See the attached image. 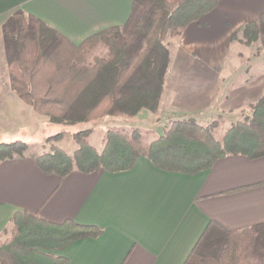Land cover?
I'll return each mask as SVG.
<instances>
[{"label": "crops", "instance_id": "obj_1", "mask_svg": "<svg viewBox=\"0 0 264 264\" xmlns=\"http://www.w3.org/2000/svg\"><path fill=\"white\" fill-rule=\"evenodd\" d=\"M132 6L133 0H0V121L14 120L26 109L10 88L2 35L15 11L40 19L79 45L125 25ZM263 12L264 0H220L181 36L169 38L159 107L142 110L128 122L143 131L137 123L165 122L166 128L184 118L201 125L219 121L215 136L225 122L217 137L221 141L227 128L264 97V73L250 67L255 55L232 38ZM39 156L31 150L0 163V235L11 231L19 212L50 223L98 228L97 237L53 252L68 264H184L211 222L230 231L264 224V157L229 154L209 170L190 175L162 170L140 156L126 171L75 170L61 178L45 174Z\"/></svg>", "mask_w": 264, "mask_h": 264}, {"label": "trees", "instance_id": "obj_2", "mask_svg": "<svg viewBox=\"0 0 264 264\" xmlns=\"http://www.w3.org/2000/svg\"><path fill=\"white\" fill-rule=\"evenodd\" d=\"M219 1L133 0L125 25L100 31L79 45L17 10L2 27L10 88L55 125L156 112L169 64L165 40L181 36ZM263 33L264 12L241 31L246 44L257 42ZM99 44L108 47V54L88 62L90 51ZM217 126L216 121L203 126L193 118L172 121L149 144L143 142L140 129L111 130L101 152L89 143L88 129L75 132L78 148L72 155L52 146V151L37 157V163L45 174L63 178L75 170L85 174L100 169L126 171L142 156L162 170L193 175L229 154L264 157V97L243 120L231 125L221 141L214 135ZM25 149L22 141L1 143L0 163L24 157ZM11 223V231L0 235V264H68V259L53 252L101 232L73 221L46 222L27 212L16 213ZM184 264H264V224L230 231L211 222Z\"/></svg>", "mask_w": 264, "mask_h": 264}, {"label": "rangeland", "instance_id": "obj_3", "mask_svg": "<svg viewBox=\"0 0 264 264\" xmlns=\"http://www.w3.org/2000/svg\"><path fill=\"white\" fill-rule=\"evenodd\" d=\"M236 35V38H233V40L240 41L243 47L245 46V50L249 51L248 55H250V50H252L253 54L255 55L251 58V70L254 68V66H256L259 74L264 73V33L261 34L257 42L252 44H246V40L244 39L242 34ZM169 38L176 37H168L165 40V44L169 42ZM108 51L109 49L107 46L99 44V46L95 47L93 50L90 51L88 62H93L96 58L106 56L108 54ZM246 56H244V60H246ZM25 104L26 109L20 112L19 117H14V120L10 119L0 121V144L22 141L26 144L25 154H28V152H31V150H33L38 151L41 155L52 151V148L55 146L63 149L68 154L72 155L78 148V143L75 140V132H84L88 129L91 130L89 143L93 145L99 152H101L104 148V139L108 131L120 130L125 133H133L135 129L134 127H136L134 124L128 122L129 118L122 119V117H106L98 121L83 123L79 125H55L50 122V119L47 116L35 113L33 109H31L32 107L30 105H28L27 103ZM246 114H250V111H247L243 115V118H241V120L244 119ZM216 122L218 126L221 125L219 121ZM137 124L141 125L140 127L143 129V142L145 144H149L151 141L157 139L160 135H163L165 132V122H159L158 124L141 122ZM170 124L171 122L168 123V125ZM224 124L225 122L222 124V131L225 130V128L223 127ZM228 129L229 128H227V130ZM220 133L215 136L216 139L217 137H220Z\"/></svg>", "mask_w": 264, "mask_h": 264}]
</instances>
